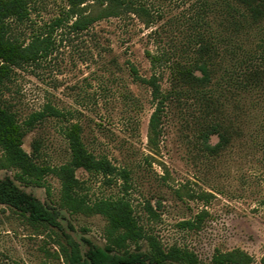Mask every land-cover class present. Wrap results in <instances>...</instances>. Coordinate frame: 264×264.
I'll return each mask as SVG.
<instances>
[{
  "label": "rangeland",
  "instance_id": "1",
  "mask_svg": "<svg viewBox=\"0 0 264 264\" xmlns=\"http://www.w3.org/2000/svg\"><path fill=\"white\" fill-rule=\"evenodd\" d=\"M136 1L150 14L126 10L82 32L69 28L74 18L63 15L65 0H30L28 19L12 23V33L28 50L48 48V54L13 72L3 88L7 105L21 125L46 106L63 115L25 128L22 149L38 164L63 165L69 151L61 129L77 123L86 149L129 176L126 183L120 177L107 182L78 169L77 194L88 205L123 198L146 237L164 250H187L194 264H213L215 256L227 253L244 264L237 252L248 257L246 264H264V21L233 31L226 21L233 0ZM88 4L81 5V14L89 13ZM58 17L62 22L55 26ZM203 29L205 36L216 33L222 39L216 41L212 58L217 110L208 114L190 94L172 98L165 105L160 136L149 143L151 88L133 80L130 67L149 79L157 69L147 52L189 61L192 36ZM254 69L260 71L258 80L239 86L237 82H244L245 74ZM158 73L165 93L169 73ZM213 117L230 127L231 140L217 155L208 156L198 135ZM217 141L216 136L208 140L211 145ZM16 174L0 170V179L10 177L46 207L56 208L63 231L79 244L82 255L91 246L106 245V219L60 208L56 177L46 176L44 187H38L18 180ZM59 236L55 229L30 226L0 205V264H67ZM126 248L144 252L148 241Z\"/></svg>",
  "mask_w": 264,
  "mask_h": 264
},
{
  "label": "trees",
  "instance_id": "2",
  "mask_svg": "<svg viewBox=\"0 0 264 264\" xmlns=\"http://www.w3.org/2000/svg\"><path fill=\"white\" fill-rule=\"evenodd\" d=\"M235 6L228 7L226 21L233 31L242 29L244 24L251 25L264 21V0H233ZM66 8L63 15L74 18L69 25L73 32L87 30L93 24L103 19L119 18L123 11L135 10L150 14L136 0H65ZM30 0H0V170L17 171L16 178L26 184L44 187V178L48 175L56 177L60 183L59 206L69 213H92L103 216L108 224L107 243L103 247L91 246L81 254L79 244L65 233L58 221L56 208L46 207L41 201L15 185L10 177L0 179V205L7 207L26 220L32 227L55 229L60 233L59 246L67 264H166L178 262L194 264L196 259L187 250L171 247L164 250L159 243L146 237L133 215L132 209L123 198L98 200L88 205L77 194L79 189L75 172L82 169L91 174L101 175L107 182L120 177L124 183L128 181V171L118 169L104 157H95L82 142L81 128L77 123H68L61 129L63 139L69 151L67 163L58 167H49L36 163L34 158L22 149L25 128L30 129L35 122L45 117L62 118L57 109L46 106L43 111L34 113L21 125L10 110L3 96L5 83L10 80L13 72L25 65L36 63L48 54V48L41 52L28 50L23 41L11 31L12 23L21 24L28 19ZM89 3L88 14H81V5ZM62 22L60 17L54 21L55 26ZM197 27V26H196ZM195 27V28H196ZM200 27V26H199ZM203 27V26H201ZM196 30L192 36L193 48L189 61H181L171 54L161 53L151 55L146 53L152 66L157 69V75L149 79L139 77L135 68L130 67L133 80L148 85L151 88V98L154 110L150 115L148 129L149 143H154L161 133V118L166 102L172 98L193 95L201 101L208 114L217 110L218 100L212 92V80L216 74L212 58L216 55V41H222L220 36ZM47 37V36H46ZM39 36H36L38 39ZM49 38V37H47ZM50 45V44H49ZM169 73V90L163 93L158 81V70ZM246 72V71H245ZM244 72V74H245ZM260 71L253 70L245 74L244 82L239 86H250L256 82ZM232 80L231 77H229ZM244 87V88H245ZM201 150L205 155L215 156L230 143V127L215 120L199 131ZM210 136H216L218 141L211 145ZM145 239L148 250L144 252L129 251L126 246L136 244ZM242 263L248 262V257L237 252ZM232 253L222 254L213 258V264H237L232 259Z\"/></svg>",
  "mask_w": 264,
  "mask_h": 264
}]
</instances>
